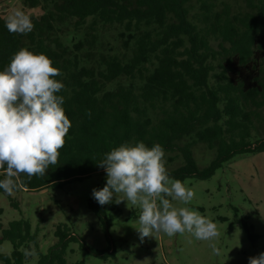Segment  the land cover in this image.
<instances>
[{"label":"trees","instance_id":"obj_1","mask_svg":"<svg viewBox=\"0 0 264 264\" xmlns=\"http://www.w3.org/2000/svg\"><path fill=\"white\" fill-rule=\"evenodd\" d=\"M34 24L27 34L5 27L0 12V70L20 48L47 55L60 69V95L71 121L56 165L42 177H16L18 190L62 188L103 172L104 154L121 143H155L169 176L206 179L234 157L264 152V0H22ZM214 150L200 166L194 148ZM5 170L0 169V179ZM16 190V191H18ZM0 192H3L0 190ZM12 198V196H10ZM12 204H18L12 198ZM108 233L106 205L93 198ZM111 207L116 208L114 203ZM0 207V216L3 214ZM28 218L2 228L0 264H73L72 235L58 224V241L44 252ZM107 258L108 249L84 244ZM75 264H82L77 262ZM164 264V263H161Z\"/></svg>","mask_w":264,"mask_h":264},{"label":"rangeland","instance_id":"obj_2","mask_svg":"<svg viewBox=\"0 0 264 264\" xmlns=\"http://www.w3.org/2000/svg\"><path fill=\"white\" fill-rule=\"evenodd\" d=\"M16 9L23 10L22 0H0V12L7 10L10 15ZM194 152L200 166L208 165L215 155L204 144H198ZM173 168V164H168L166 170ZM105 177L103 171L62 188L18 190L11 195L17 206L9 195L0 192V207L4 210L0 216V235L10 221L28 218L32 230L39 229V246L46 252L58 241L55 233L58 224L65 223L72 235L80 237L68 246L67 257L73 264H248L250 257L264 252L263 151L234 157L210 178H187L183 183L192 189V201L187 205L171 201L176 207H188L214 222L219 232L214 241L197 240L187 232L172 237L160 232L141 239L135 229L139 227L140 209L130 202L127 205L126 201L113 202L116 208L111 203L105 204L112 222L107 233L89 207L92 189L103 187ZM213 242L219 249L218 255L210 247ZM83 243L97 249L110 248L109 252L114 254L100 257ZM12 249L10 240L0 243L1 252L11 253ZM28 257L27 264L37 262L34 245Z\"/></svg>","mask_w":264,"mask_h":264},{"label":"clouds","instance_id":"obj_3","mask_svg":"<svg viewBox=\"0 0 264 264\" xmlns=\"http://www.w3.org/2000/svg\"><path fill=\"white\" fill-rule=\"evenodd\" d=\"M5 27L11 33L27 34L34 24L28 14L16 9L5 19ZM60 75L47 55L27 48L17 50L0 70V169L6 177L0 179V190L9 196L19 189L16 177H42L50 165L57 164L71 127L59 94L64 88L56 79ZM164 157L158 143L149 147L137 141L112 148L97 163L106 173V183L92 189V198L101 206L126 201L138 207L135 229L141 239L160 232L169 237L187 232L197 240L214 241L219 237L214 222L171 202L187 205L194 193L169 176ZM210 247L219 254L214 242ZM248 264H264V252L250 257Z\"/></svg>","mask_w":264,"mask_h":264}]
</instances>
